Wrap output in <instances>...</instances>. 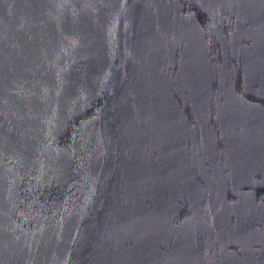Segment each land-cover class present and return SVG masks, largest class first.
Here are the masks:
<instances>
[{
	"label": "water",
	"instance_id": "1",
	"mask_svg": "<svg viewBox=\"0 0 264 264\" xmlns=\"http://www.w3.org/2000/svg\"><path fill=\"white\" fill-rule=\"evenodd\" d=\"M0 264H264V0H0Z\"/></svg>",
	"mask_w": 264,
	"mask_h": 264
}]
</instances>
